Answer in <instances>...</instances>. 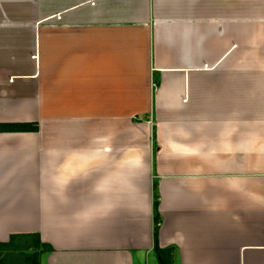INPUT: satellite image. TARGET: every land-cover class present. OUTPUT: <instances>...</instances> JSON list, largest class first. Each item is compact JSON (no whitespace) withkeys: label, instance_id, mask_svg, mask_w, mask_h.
Masks as SVG:
<instances>
[{"label":"crops","instance_id":"obj_1","mask_svg":"<svg viewBox=\"0 0 264 264\" xmlns=\"http://www.w3.org/2000/svg\"><path fill=\"white\" fill-rule=\"evenodd\" d=\"M24 123L9 251L162 264L157 198L172 264H264V0H0V124Z\"/></svg>","mask_w":264,"mask_h":264},{"label":"trees","instance_id":"obj_2","mask_svg":"<svg viewBox=\"0 0 264 264\" xmlns=\"http://www.w3.org/2000/svg\"><path fill=\"white\" fill-rule=\"evenodd\" d=\"M38 124L37 123H24V124H0V132H9V131H37L38 130ZM156 197H157V193H156ZM155 208H156V213H155V247L158 251V253L161 256V262L162 264H172L173 262V256L171 255V251L172 249L169 248L167 250L161 249L159 247L158 244V232H159V228H160V215L157 211L158 208V200L156 198L155 201ZM8 244H4V243H0V264H4V260L1 258L2 257V253L4 250H8ZM10 247L12 248L11 250H16L13 253L11 251H9V254H15L16 256H18L21 253V250L19 249H15L12 247V245H10ZM169 253V254H168ZM168 255V256H167ZM27 259L24 260V263L26 262L27 264H38V258H39V253L38 252H34L32 254H27L25 253L24 255ZM23 262V259H22ZM23 263V264H24ZM9 264H17L14 260L11 261V263Z\"/></svg>","mask_w":264,"mask_h":264},{"label":"rangeland","instance_id":"obj_3","mask_svg":"<svg viewBox=\"0 0 264 264\" xmlns=\"http://www.w3.org/2000/svg\"><path fill=\"white\" fill-rule=\"evenodd\" d=\"M33 250V249H32ZM25 253H30V251L29 252H27V251H25V250H22L21 251V253L18 255V256H16L15 254H10L9 256H8V261H9V263L12 261V260H14L17 264H23L24 263V260L25 259H27L24 255H25ZM46 258H47V256H46V254H41V256H40V264H47L46 263ZM22 259H23V262H22ZM150 264H158L156 261H151V263Z\"/></svg>","mask_w":264,"mask_h":264}]
</instances>
